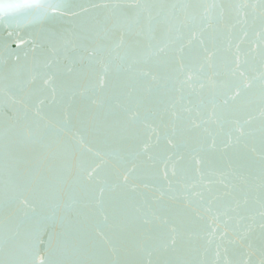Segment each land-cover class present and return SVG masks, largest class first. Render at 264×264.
<instances>
[{
	"label": "water",
	"instance_id": "water-1",
	"mask_svg": "<svg viewBox=\"0 0 264 264\" xmlns=\"http://www.w3.org/2000/svg\"><path fill=\"white\" fill-rule=\"evenodd\" d=\"M0 264H264V0H0Z\"/></svg>",
	"mask_w": 264,
	"mask_h": 264
},
{
	"label": "snow or ice",
	"instance_id": "snow-or-ice-1",
	"mask_svg": "<svg viewBox=\"0 0 264 264\" xmlns=\"http://www.w3.org/2000/svg\"><path fill=\"white\" fill-rule=\"evenodd\" d=\"M29 5H7L6 7H27Z\"/></svg>",
	"mask_w": 264,
	"mask_h": 264
}]
</instances>
